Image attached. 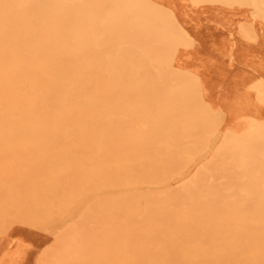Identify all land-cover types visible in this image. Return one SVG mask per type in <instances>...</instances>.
<instances>
[{"label": "rangeland", "instance_id": "obj_1", "mask_svg": "<svg viewBox=\"0 0 264 264\" xmlns=\"http://www.w3.org/2000/svg\"><path fill=\"white\" fill-rule=\"evenodd\" d=\"M145 1L149 11L142 14L153 32L141 36L132 30L139 21L133 13L126 15L121 28L110 27L112 38L101 50L97 71L101 76L106 66L114 65L124 73L122 81L112 75L110 97H98L90 111L70 117L63 132L80 146L63 141L57 147L63 154L84 158L85 165H100L107 157L112 186L94 187L69 201L78 192L74 178L79 172L62 157L57 164L69 177L60 184L64 195L46 194L55 208L48 211L44 225L28 224L22 214L5 219L0 226V264H77L76 257L89 256L96 245L93 239L103 238L106 229L146 233V210L184 192L190 194L191 205L214 214L264 208V132L252 152L242 155L254 160L247 164L248 171L242 170V163L215 157L225 138L244 136L248 124L264 127V101L257 97V89L264 86V19L255 18L240 2ZM114 9L115 3L106 1L98 11L104 16ZM169 34L177 38L176 44H164ZM117 86L126 88L125 96ZM137 86L143 91H136ZM80 125L85 132L71 133ZM100 142L107 143L103 156L89 148ZM230 151L229 158L236 157V149ZM34 162L0 160L3 183L28 188L29 179H39ZM48 172L46 168V183ZM127 199L139 202L140 209L125 205L87 214L96 204ZM182 202L178 198L172 205ZM151 214L155 221L156 212ZM157 245V237H152L144 253L157 255Z\"/></svg>", "mask_w": 264, "mask_h": 264}, {"label": "bare ground", "instance_id": "obj_2", "mask_svg": "<svg viewBox=\"0 0 264 264\" xmlns=\"http://www.w3.org/2000/svg\"><path fill=\"white\" fill-rule=\"evenodd\" d=\"M106 1L114 2L115 9L103 16L98 8ZM194 2H240L247 5L255 18L264 19V0ZM148 11L145 0H0V160H33L39 174L38 180L29 179L28 188L22 189L7 187L0 173V226H4L7 217L18 214L31 225L46 223L48 211L55 208L46 201V194L64 195L60 184L62 179L69 178L57 164L62 157L67 159L68 167L78 166L79 172L74 178L78 192L70 195L69 201L85 196L94 187L112 186L107 157L100 165H85L84 158L63 154L57 147L63 141L72 142L70 133L63 132L70 117L90 111L98 97L109 98L112 75L122 81L124 73L114 65L112 69L106 66L101 76L97 71L101 67V50L112 38L110 27L121 28L126 15L133 13L139 21L132 30L146 36L153 32L148 18L145 20L142 14ZM168 37L165 45L176 44L177 38L170 34ZM116 89L125 96V87ZM135 90L143 91L142 86ZM257 97L264 101L263 85L257 89ZM85 129L80 125L70 131ZM246 131L244 136L225 138L215 153L221 161L242 163L244 172L254 160L242 155L252 152L264 127L248 124ZM106 146V142H100L89 148H95V155L103 156ZM231 148L236 149L234 158H229ZM94 153L90 155L95 156ZM7 174L4 171L3 175ZM27 177L18 174V178ZM178 198L184 202L173 207ZM156 204L153 211L145 207L148 213L144 222L150 227L146 233L136 234L128 227L124 231L106 229L103 238L93 239L96 245L89 256L76 257L77 264H264V208L223 209L214 214L209 208L191 205L187 192ZM125 205L134 209L141 206L134 199L99 203L87 214L91 217L106 211L105 208L113 210ZM154 211L157 219L152 221L149 217ZM152 237H157L158 254L150 256L144 251ZM130 250L140 252L127 254Z\"/></svg>", "mask_w": 264, "mask_h": 264}]
</instances>
